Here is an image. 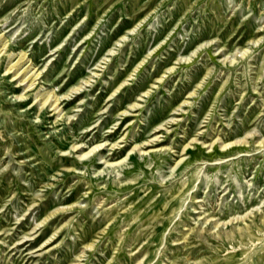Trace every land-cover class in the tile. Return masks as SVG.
<instances>
[{
	"label": "rangeland",
	"instance_id": "rangeland-1",
	"mask_svg": "<svg viewBox=\"0 0 264 264\" xmlns=\"http://www.w3.org/2000/svg\"><path fill=\"white\" fill-rule=\"evenodd\" d=\"M0 41V264H264V0H0Z\"/></svg>",
	"mask_w": 264,
	"mask_h": 264
},
{
	"label": "bare ground",
	"instance_id": "bare-ground-1",
	"mask_svg": "<svg viewBox=\"0 0 264 264\" xmlns=\"http://www.w3.org/2000/svg\"><path fill=\"white\" fill-rule=\"evenodd\" d=\"M121 39H123V37L121 38ZM6 43V42H5ZM5 43H3V42H1L0 41V46L1 45H3V46H6L5 45ZM1 49V48H0ZM244 51V50H243ZM23 53V52H22ZM22 55V54H21ZM24 57V56H23ZM232 63V62H231ZM17 67V65H11V66H7V67H5V72H8L9 73V71L11 70V69H13L14 68V70L11 72V76L14 78H16L18 75H19V77H18V82L19 83H21V82H23V81H25V80H27L28 79V81H27V86L26 87H29V86H32V84L34 83L33 81H34V79L32 78V76L31 77H28V78H26V76H25V73H23L22 75H20V72H18V68H16ZM135 70V69H134ZM33 73V72H32ZM39 74V73H38ZM37 74V75H38ZM32 75V74H31ZM35 76V75H34ZM35 78V77H34ZM159 80H161V78H158L157 79V81L156 82H158ZM200 81H202V80H200ZM155 84V83H154ZM80 85L78 86V87H75L74 89H73V91H78V90H80ZM154 88V87H153ZM195 88H197V87H195ZM194 90V89H193ZM146 91V90H145ZM53 93V92H52ZM144 93V92H143ZM146 93V92H145ZM148 93V92H147ZM68 96H69V94H67ZM67 95H65V97L67 96ZM144 96H146V95H144ZM193 96V95H192ZM40 97H42L40 100H43V102L42 103H40V105H41V107H43V106H45V104H46V102L47 101H49L48 103V105H54V104H56L59 100H60V98H58V97H54V99L53 100H51L50 98H52L49 94H43V95H41ZM187 97V96H186ZM189 97H190V95H189ZM139 100V99H138ZM134 102V101H133ZM135 102H137V100L135 101ZM183 102V101H182ZM61 102H59V104H60ZM184 103V102H183ZM58 104V105H59ZM180 104V103H179ZM186 104V103H185ZM182 105V104H181ZM179 106V107H182V106ZM136 105H134V104H132L131 106H130V109L131 108H133V107H135ZM178 106V105H177ZM53 107V106H52ZM55 108V107H54ZM53 108V109H54ZM129 108V107H128ZM129 109V110H130ZM177 111V110H176ZM178 111H180V110H178ZM174 112V111H173ZM122 114L123 115H125L126 114V111H122ZM177 114V113H176ZM166 121H168V120H166ZM162 125V124H161ZM164 126V125H163ZM160 128V127H159ZM154 130H156V129H154ZM156 138V137H155ZM194 140V139H193ZM261 142H264V138H262L261 139V141H260V143ZM103 144V143H102ZM232 145H235V141L234 142H229V143H222L221 144V150H223V149H225V148H228L229 146H232ZM85 145H82V144H79V145H73L72 146V150H74L75 152H77V151H81L82 149H83V147H84ZM102 145L101 144H96L95 146H93L92 148H90L88 151H86V152H83V153H81V154H78L77 155V158H78V160H83L84 158H86V157H88L89 155H91L92 153H95V152H97V150L98 149H100V147H101ZM114 146V145H113ZM137 146V145H136ZM139 146V145H138ZM185 147V146H184ZM208 147H212V145H209ZM100 153V152H99ZM109 155V154H108ZM104 159V157H102V155L100 156V158L99 159ZM179 160V159H178ZM177 160V161H178ZM122 160H119V161H116V162H112V163H109L107 160H106V157H105V159H104V161L102 162V163H106V166L107 165H114V167H115V165H118V164H120V162H121ZM75 163H77L76 161H75ZM108 167V166H107ZM113 167V166H112ZM182 189V188H181ZM111 203V202H110ZM168 204V203H167ZM55 212V211H54ZM54 212H52V213H50L46 218H48V217H50L51 215H53V213ZM236 217V216H235ZM207 218V217H206ZM264 219V218H263ZM231 220H233V219H231ZM235 221V220H234ZM217 225H214L213 227H216ZM226 229V228H225ZM231 230V229H230ZM104 230H101V232H103ZM101 232H99V234L101 233ZM221 232H219V233H217V235L219 236V234H220ZM222 234V233H221ZM223 235H225L226 237H227V234L225 233V234H223ZM24 237H27V236H24ZM51 238V237H50ZM118 240H120V239H118ZM94 242V240H92L91 242H89V243H87L86 245H85V247H90V246H92V243ZM28 260V259H27Z\"/></svg>",
	"mask_w": 264,
	"mask_h": 264
}]
</instances>
